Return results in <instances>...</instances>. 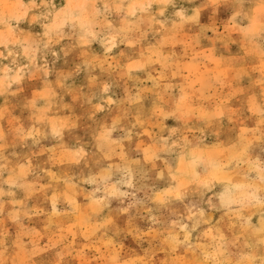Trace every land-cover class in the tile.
Listing matches in <instances>:
<instances>
[{
	"label": "rangeland",
	"instance_id": "rangeland-1",
	"mask_svg": "<svg viewBox=\"0 0 264 264\" xmlns=\"http://www.w3.org/2000/svg\"><path fill=\"white\" fill-rule=\"evenodd\" d=\"M0 264H264V0H0Z\"/></svg>",
	"mask_w": 264,
	"mask_h": 264
}]
</instances>
